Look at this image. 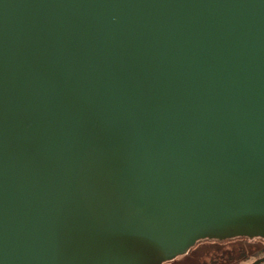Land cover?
Segmentation results:
<instances>
[{
  "label": "water",
  "instance_id": "obj_1",
  "mask_svg": "<svg viewBox=\"0 0 264 264\" xmlns=\"http://www.w3.org/2000/svg\"><path fill=\"white\" fill-rule=\"evenodd\" d=\"M236 237L264 241V0H0V264Z\"/></svg>",
  "mask_w": 264,
  "mask_h": 264
},
{
  "label": "rangeland",
  "instance_id": "obj_2",
  "mask_svg": "<svg viewBox=\"0 0 264 264\" xmlns=\"http://www.w3.org/2000/svg\"><path fill=\"white\" fill-rule=\"evenodd\" d=\"M264 254L261 238L236 237L217 241L203 239L196 242L188 252L172 261L174 264H247ZM248 257V258H247ZM247 258V259H246Z\"/></svg>",
  "mask_w": 264,
  "mask_h": 264
},
{
  "label": "flooded vegetation",
  "instance_id": "obj_3",
  "mask_svg": "<svg viewBox=\"0 0 264 264\" xmlns=\"http://www.w3.org/2000/svg\"><path fill=\"white\" fill-rule=\"evenodd\" d=\"M208 240H209V239H208ZM227 240H229V239H227ZM217 241H223V240H217ZM195 244H196V243H195ZM177 257H178V256H177ZM177 257H176V258H177ZM176 258H174V259H172V260H170V261H167V262H165L164 264H174V263H172V261L175 260ZM240 263H242V260L239 262V264H240Z\"/></svg>",
  "mask_w": 264,
  "mask_h": 264
},
{
  "label": "crops",
  "instance_id": "obj_4",
  "mask_svg": "<svg viewBox=\"0 0 264 264\" xmlns=\"http://www.w3.org/2000/svg\"><path fill=\"white\" fill-rule=\"evenodd\" d=\"M262 256H264V254H262V255H261V257H262ZM247 258H248V257H247ZM247 258H246V259H247ZM257 258H259V257H256L255 259H257ZM253 261H254V259H253V260H251V261H248V263H247V264H250V263H252Z\"/></svg>",
  "mask_w": 264,
  "mask_h": 264
},
{
  "label": "built area",
  "instance_id": "obj_5",
  "mask_svg": "<svg viewBox=\"0 0 264 264\" xmlns=\"http://www.w3.org/2000/svg\"><path fill=\"white\" fill-rule=\"evenodd\" d=\"M259 264H264V261L263 262H260Z\"/></svg>",
  "mask_w": 264,
  "mask_h": 264
}]
</instances>
